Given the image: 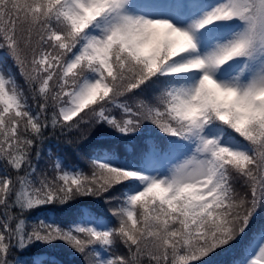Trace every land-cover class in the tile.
<instances>
[{
    "label": "snow or ice",
    "instance_id": "6c2138e0",
    "mask_svg": "<svg viewBox=\"0 0 264 264\" xmlns=\"http://www.w3.org/2000/svg\"><path fill=\"white\" fill-rule=\"evenodd\" d=\"M93 133L130 155L98 148L85 171L46 151ZM83 197L110 219L64 225ZM261 213L264 0H0V264H59L23 255L57 243L83 264H193ZM239 251L264 264V219Z\"/></svg>",
    "mask_w": 264,
    "mask_h": 264
},
{
    "label": "trees",
    "instance_id": "16d2710c",
    "mask_svg": "<svg viewBox=\"0 0 264 264\" xmlns=\"http://www.w3.org/2000/svg\"><path fill=\"white\" fill-rule=\"evenodd\" d=\"M72 139H73V143L69 144L67 143L66 137H59V136L50 137L46 144V151L50 150L53 153V155L59 154L61 157H63L65 163H68L69 161L87 162L86 169H88V160L85 157L94 155L95 150L101 147L105 149L114 148L122 157L126 155H130L125 151L124 142L121 139H119V134L105 135L103 133H97L95 136H90L89 139L83 144H78L76 142L75 136H73ZM82 153L84 154L83 156ZM44 163H47L46 159L44 162H42L41 164L42 167ZM82 205H86L95 214L97 215L103 214L110 219L108 206L104 204L102 200H98L92 197H83V198H79L77 201L72 202L70 205L63 206L62 208H58L56 211L59 220L63 224H68L76 220L77 218L80 217V209ZM33 215H36V213H33ZM263 216L264 213H261L253 220L251 227L249 228L248 233L247 235H245L243 240L234 243L233 248L228 252L224 253L222 257H220L221 263L224 264L228 262L230 263L236 258L237 253L240 252L239 251L240 246L244 242H246L245 240L249 236H251L252 232L260 224ZM66 247L69 246L63 243H57L55 246L39 245V246H34L30 251L24 253L23 255L25 256V258H30L37 253L43 252L47 254L51 251H57V250H59L62 254H64L67 250L62 248H66ZM69 249L71 248L69 247ZM71 252H74V250H72Z\"/></svg>",
    "mask_w": 264,
    "mask_h": 264
},
{
    "label": "rangeland",
    "instance_id": "374dc122",
    "mask_svg": "<svg viewBox=\"0 0 264 264\" xmlns=\"http://www.w3.org/2000/svg\"><path fill=\"white\" fill-rule=\"evenodd\" d=\"M139 2H143V0H139ZM201 2H205V3H214L215 0H201ZM117 115H119V112H117ZM105 132H111V130H108V129H105L104 130ZM97 133H93L91 136H95ZM118 134V133H116ZM67 165L69 166H75V167H79V168H83L85 171H88V169H86V164L87 162H72V161H69L68 163H66ZM157 166H160V167H166L167 166V161H162L160 163H158ZM234 244L232 245H229L227 246L226 248H221V249H218L216 250L214 253L210 254L209 257H204V258H201L200 260L198 261H194L193 263H196V262H199V261H205V260H208L209 258L212 257V255H214L215 253L219 252V253H222L224 251H229L233 248ZM62 249H65V250H70L72 251L73 249H69V247H66V248H62ZM122 251V249H121ZM49 261H51L52 259H48ZM70 261H74V262H69L71 264H83V258L80 256L77 260H70ZM59 262V261H58Z\"/></svg>",
    "mask_w": 264,
    "mask_h": 264
}]
</instances>
